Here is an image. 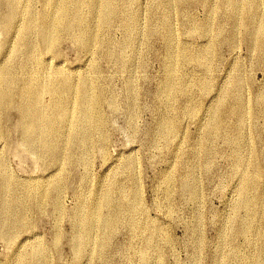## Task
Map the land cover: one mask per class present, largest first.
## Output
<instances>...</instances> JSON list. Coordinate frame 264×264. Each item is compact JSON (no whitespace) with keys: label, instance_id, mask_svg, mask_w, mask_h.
<instances>
[{"label":"rangeland","instance_id":"1","mask_svg":"<svg viewBox=\"0 0 264 264\" xmlns=\"http://www.w3.org/2000/svg\"><path fill=\"white\" fill-rule=\"evenodd\" d=\"M43 1L10 11L13 0H0V16L19 32L28 13L68 6L87 46L62 22L52 50L32 34L27 55L0 28V68L29 65L0 121L13 201L8 227L0 211V264L31 254L34 264H264V32L254 36L264 0H115L107 22L97 9L107 0ZM58 71L94 90L100 127L84 144L64 130L53 160L23 130ZM68 100L75 114L74 91ZM106 198L102 216L118 221L96 222L83 242Z\"/></svg>","mask_w":264,"mask_h":264},{"label":"bare ground","instance_id":"2","mask_svg":"<svg viewBox=\"0 0 264 264\" xmlns=\"http://www.w3.org/2000/svg\"><path fill=\"white\" fill-rule=\"evenodd\" d=\"M114 1L115 0H107L102 6H99L100 8H97L99 9L98 11L101 12V17L99 18H101L103 22L109 21V16H111L113 12L114 5L112 2ZM43 2L46 6L51 7V0H44ZM17 6L18 0H13V3H10V11L13 9L16 10ZM52 7L51 8L53 10L51 11H53V13L49 11L50 8L48 10L46 9L47 11L42 13H28L26 19L23 22V25L19 22L22 25L19 32L18 28L16 30V26L12 24L13 21L9 14L4 17L0 16V28L4 32L7 31L8 33L11 29H13L12 31L15 30L14 33L18 35L15 47V50L17 52L24 51V53H28L29 51L35 52L37 50L36 45L30 42V36L32 34H38L39 42L40 44H42L46 51L52 50L54 47V41L56 40L55 33L58 31L59 28L62 27V22L66 23L63 26V29H61L62 31H65V27L73 28L75 26V31L78 33L76 39L80 42V44H82V46H87V43L83 42L82 39L84 38L85 27L83 25L84 22H81V16L78 10H70L68 6L59 9L55 5H52ZM70 15L71 20H67V17H69ZM165 24V29L169 31L167 21L165 22ZM255 29L256 30L254 31V36H256V34H258L259 36V34H262L264 32L262 31V27H259V30L257 27ZM259 31L261 33H259ZM258 43L259 46L264 47V41L262 39H259ZM24 64V66L19 67V71H23V74L20 75H18L15 68L12 69L9 66H3L2 68H0V121L1 116H3V114L12 105L14 98L18 96V87L16 86V82L18 81V78H21V76H25L29 67L27 62H24ZM16 67L18 70V66ZM51 80H54L56 82V85H54V89H52V91L45 90L44 92H42V90L38 88L40 105L38 108L32 109L30 111L32 121H30V123L24 127L23 131L26 140L25 144L28 148L34 147L38 151H40L38 148L40 147L43 149V153L41 155L44 156V153L46 152L45 156L54 160L59 153L64 151V149L62 148L61 141V135L64 130H70L71 136L77 134L79 137V142L81 144H84L88 140L89 135H91L89 134L91 128L90 125H94L95 128L100 127V119L98 118L99 114L95 105L98 102V99L94 95V90L88 87L84 81H80L79 83H77L78 88L75 90V84H73L71 77L62 71L53 73L51 75ZM234 86L235 88L239 87L235 82ZM73 91L76 95L74 106L77 112L75 114L71 113L72 106H70V109H68V95L73 93ZM21 92H23V90ZM167 92L168 94H171L172 90L170 89V87L168 88ZM46 97L48 98L47 101L45 100ZM170 125V129H174L173 124ZM169 131L171 132V130ZM91 137L92 136H90V138ZM35 141H38V147L33 146V143ZM2 171L3 168L0 165V211H4V223L2 224V226L8 227L7 223L11 222L12 220V218H10L12 212L9 209L12 206L13 201L11 202L10 199L7 201L5 200V193L9 188V181L7 180L8 178L2 174ZM40 201V198H37V201L33 200V202L35 203L34 205L38 207ZM107 206H110V200L108 198L101 200L96 205V207H94V209L92 208L93 210H90V212L87 214V216L89 217L87 218L86 216V228L84 229L83 238L81 237L83 242L88 236V232L91 231L92 228L96 225V222L99 221L100 227H102L103 229H107L109 227L112 228V226L118 221V215H108L106 217L104 215L102 216L101 209L106 208ZM8 213L10 214V217ZM4 233L5 234L3 236H6L7 238H11L13 235L12 229L7 230ZM36 259L33 254H31L30 256L23 257L21 262L24 264H34Z\"/></svg>","mask_w":264,"mask_h":264}]
</instances>
